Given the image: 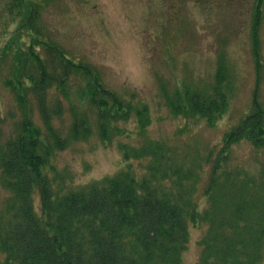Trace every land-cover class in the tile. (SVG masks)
<instances>
[{
  "label": "trees",
  "instance_id": "1",
  "mask_svg": "<svg viewBox=\"0 0 264 264\" xmlns=\"http://www.w3.org/2000/svg\"><path fill=\"white\" fill-rule=\"evenodd\" d=\"M194 1L203 7L212 2ZM263 1L257 0L253 14L258 77ZM7 7L10 16L22 21L14 70L5 85L24 109L13 135L4 140L0 128V179L11 195L0 211L2 264H182L190 228L204 226L195 264L264 262V178L229 168L235 145L245 141L264 148V106L257 89L251 111L225 134L215 154L181 158L175 148L160 141L139 148L124 146L125 169L83 189L61 193L48 175L54 151L66 147L47 108L51 91L67 99L74 80L81 78L84 101L96 112L104 142L110 124L128 121L134 110L144 131L150 124L148 109L134 108L105 84L96 67L75 59L45 35L39 22L42 1L10 0ZM22 37L27 40L21 41ZM27 95L37 104L44 132L25 108ZM231 96L222 67L210 88L187 86L164 95L174 115L200 118L210 126L223 118ZM72 115V140L90 137L92 127L85 113L72 111ZM131 159L147 160L142 176L131 168ZM205 166L210 172L202 207L197 194Z\"/></svg>",
  "mask_w": 264,
  "mask_h": 264
},
{
  "label": "rangeland",
  "instance_id": "2",
  "mask_svg": "<svg viewBox=\"0 0 264 264\" xmlns=\"http://www.w3.org/2000/svg\"><path fill=\"white\" fill-rule=\"evenodd\" d=\"M10 0H0V128L4 140L13 135L23 109L5 85L12 76L15 52L21 37V17L8 13ZM40 25L47 37L75 57L96 67L105 84L134 108L146 106L150 124L138 126L136 110L128 121L112 122L104 142L96 125V112L84 101V81L76 78L65 97L51 91L47 108L52 126L66 139L55 150L48 170L61 193L80 190L126 168L123 147L139 148L147 142H164L183 158L198 153L202 158L219 149L227 132L251 111L255 94L264 106V1L258 32L262 68L258 77L254 53L253 14L257 0H212L207 6L194 0H40ZM19 22V23H18ZM23 36V35H22ZM22 40H27L22 37ZM222 67L232 96L227 112L213 126L200 118L185 119L168 108L165 93L187 86L210 88ZM25 108L34 124L45 131L37 104L27 95ZM58 111L59 115H53ZM72 111L84 112L92 134L72 140ZM190 158V157H189ZM146 159H131L137 176L144 174ZM229 168H243L264 178V148L248 142L235 145ZM210 167L205 166L198 186L200 206ZM10 193L0 179V211ZM36 208L39 209L38 195ZM206 227L190 228V241L182 264H195L201 248L198 241ZM4 254L0 251V264ZM261 264H264L262 262Z\"/></svg>",
  "mask_w": 264,
  "mask_h": 264
}]
</instances>
